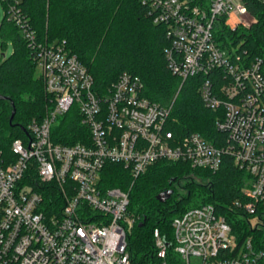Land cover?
<instances>
[{
    "label": "built area",
    "instance_id": "built-area-1",
    "mask_svg": "<svg viewBox=\"0 0 264 264\" xmlns=\"http://www.w3.org/2000/svg\"><path fill=\"white\" fill-rule=\"evenodd\" d=\"M0 1L34 50L50 97L27 139L12 142L14 157L0 150V264H132L127 239L138 221L129 213L135 181L159 161L216 172L224 156L250 174L246 202L236 205L262 233V245L254 237L239 245L227 219L207 204L173 219L172 257L154 230L156 256L160 264H264V56H252L226 32L259 23L245 0H140L146 16L165 29L164 56L180 89L202 76L204 108L223 111L216 122L226 134L222 145L199 133L178 136L170 128L173 103L145 97L138 76L124 72L100 91L65 42L38 40L22 0ZM70 112L81 126L71 134L78 141L58 142L55 129ZM110 163L128 170V190L104 184Z\"/></svg>",
    "mask_w": 264,
    "mask_h": 264
},
{
    "label": "trees",
    "instance_id": "trees-1",
    "mask_svg": "<svg viewBox=\"0 0 264 264\" xmlns=\"http://www.w3.org/2000/svg\"><path fill=\"white\" fill-rule=\"evenodd\" d=\"M245 2L259 23L249 29L227 27L226 32L230 38L243 41L242 48L252 56H264V3ZM22 7L38 40L65 42L93 75L97 89L107 90L124 72L138 76L145 97L165 106L173 103L170 128L178 136L199 133L216 145L223 144L226 134L216 127L223 111L204 108L199 93L204 78L191 77L180 89L181 80L168 70L164 56L168 46L165 29L146 16L140 0H22ZM8 39L13 46L9 55ZM36 72L34 50L5 16L0 24V150L11 158L12 142L26 140L30 122L42 118L50 107L45 83ZM80 127L77 115L70 112L55 129L57 141L77 142L71 134ZM102 176L107 187L128 190L132 184L128 170L121 164H108ZM249 178L250 174L239 169L230 156H224L216 172L183 162L154 163L135 181L130 192L129 213L138 217L127 239L131 263L160 264L154 245L155 229L170 244L169 256H174L173 219L207 204L214 205L227 219L239 245L254 237L256 245L261 246L262 233L251 227V217L236 205L238 200L246 202L244 189ZM182 179L189 180L185 195L175 188ZM169 189L173 190L172 196L165 203L159 202L157 195ZM144 220L145 225L139 227Z\"/></svg>",
    "mask_w": 264,
    "mask_h": 264
},
{
    "label": "rangeland",
    "instance_id": "rangeland-1",
    "mask_svg": "<svg viewBox=\"0 0 264 264\" xmlns=\"http://www.w3.org/2000/svg\"><path fill=\"white\" fill-rule=\"evenodd\" d=\"M4 17H5V10H4L3 4L0 1V24L3 22ZM7 43H8L7 54L9 55L13 51V46H12V42H11L10 39H8ZM40 73H41L40 69L37 68L36 75L40 76ZM49 104H50V102L48 103V105ZM200 178H201L200 176H199V178L196 177L197 180H199ZM187 181H189V180L182 179V180L177 182V184L175 186L177 193H179L181 195H185L186 194V188L185 187H186Z\"/></svg>",
    "mask_w": 264,
    "mask_h": 264
},
{
    "label": "water",
    "instance_id": "water-1",
    "mask_svg": "<svg viewBox=\"0 0 264 264\" xmlns=\"http://www.w3.org/2000/svg\"><path fill=\"white\" fill-rule=\"evenodd\" d=\"M14 115H15V110L13 111L12 116H11V123L13 121ZM172 194H173V190L171 189L163 191L159 195H157V200L161 203H165L172 196ZM145 223H146V220L140 223L139 227L144 226Z\"/></svg>",
    "mask_w": 264,
    "mask_h": 264
},
{
    "label": "clouds",
    "instance_id": "clouds-1",
    "mask_svg": "<svg viewBox=\"0 0 264 264\" xmlns=\"http://www.w3.org/2000/svg\"><path fill=\"white\" fill-rule=\"evenodd\" d=\"M241 11H244V9H241Z\"/></svg>",
    "mask_w": 264,
    "mask_h": 264
}]
</instances>
